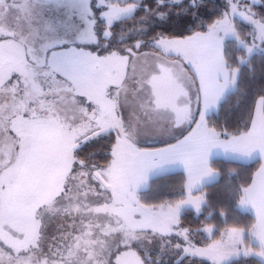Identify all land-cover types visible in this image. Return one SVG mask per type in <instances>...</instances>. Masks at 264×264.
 Wrapping results in <instances>:
<instances>
[{
  "label": "snow or ice",
  "instance_id": "snow-or-ice-1",
  "mask_svg": "<svg viewBox=\"0 0 264 264\" xmlns=\"http://www.w3.org/2000/svg\"><path fill=\"white\" fill-rule=\"evenodd\" d=\"M55 3L73 20L84 16L83 0ZM97 3L105 47L113 25L126 20L134 22L127 34L142 30L141 38L101 54L87 47L99 41L92 20L69 45L42 38L32 0H0V264H248L250 257L264 264V94L242 131L218 130L208 119L235 87L240 66L264 57V7H256L264 0H223L210 22L200 20L188 35L156 32L147 47L142 36L150 20L166 21L173 9L186 16L203 0H190L191 7L182 0ZM148 128L175 143L139 147L137 137ZM176 130L182 131L173 136ZM105 137L111 142L104 163L95 153L78 154ZM220 152L261 161L251 183L235 191L233 207L255 212L251 227L208 223L229 218L230 209L217 212L204 191L206 181L221 178L210 163ZM176 167L184 173L178 199L139 197L150 173ZM189 208L203 224L185 226ZM46 214L65 217L66 225L45 251ZM205 234L211 242L198 246L195 237ZM146 244H155V256Z\"/></svg>",
  "mask_w": 264,
  "mask_h": 264
},
{
  "label": "trees",
  "instance_id": "trees-1",
  "mask_svg": "<svg viewBox=\"0 0 264 264\" xmlns=\"http://www.w3.org/2000/svg\"><path fill=\"white\" fill-rule=\"evenodd\" d=\"M150 6H154V0H144ZM184 5L191 7L190 2H182ZM200 3V0L197 1ZM223 4V0H203V4L197 8H189L186 16L178 18L175 14V9L169 13V18L166 21L153 22L149 21V29L142 36L145 41V47L149 37L156 32H163L169 35H188L189 31L193 30L200 20L211 21L214 19V8ZM257 8L264 7V4L258 3ZM196 16L193 17L192 13ZM143 15V12L137 13V17ZM133 21H125L123 25L117 23L113 25V34L108 38L107 47L104 46V37L101 36L100 31L104 26H100L97 31L99 37V44L97 48L103 52L111 50L113 47H119L121 43H131L134 39L141 38L138 30L137 33L128 35L127 30L133 27ZM98 29V28H97ZM243 31H248L247 27L242 26ZM124 33L123 38L120 34ZM231 47V45H230ZM264 94V57L257 55L253 57L252 61L241 65L239 69V77L234 88L229 89L223 100L217 105L215 110L209 113L208 119L210 123L214 124L218 130H227L229 133H236L242 131L247 126L248 117L251 113L252 105L257 95ZM111 142V137H105L100 141L90 142L87 146L82 147L78 154L84 158H90V153H95V160L104 163L106 158V146ZM163 144H154L148 146H157ZM210 163L219 170L221 178L209 183L208 187L204 189L209 192L210 199L216 205V211H220L222 207L230 209L227 223L222 219L214 218L208 223L218 225L223 230L225 227L244 226L251 227L255 222V216L250 210H242L233 207L236 202L235 191L239 186H245L251 182L255 171L260 165V160L255 159L251 162H239L226 158H213ZM234 173L235 175H230ZM184 180V173L182 171H175L167 173L163 176L154 177L151 179L147 190L140 191L139 197L147 203H153L161 199H178L181 194V185ZM238 201V198H237ZM233 207V208H232ZM211 209H205L204 214ZM197 214L192 209H186L183 213L185 226L191 224L193 227L198 226L197 223H204V216L199 217V221L194 217ZM217 232L212 238H218ZM199 241V245L209 242L207 235H199L195 237ZM150 255L155 256V251H150ZM257 258H248V264H258ZM163 264H171V261L165 259ZM185 264H188L186 261ZM196 264H206V262L196 261ZM233 264H240L239 261L234 260Z\"/></svg>",
  "mask_w": 264,
  "mask_h": 264
},
{
  "label": "rangeland",
  "instance_id": "rangeland-1",
  "mask_svg": "<svg viewBox=\"0 0 264 264\" xmlns=\"http://www.w3.org/2000/svg\"><path fill=\"white\" fill-rule=\"evenodd\" d=\"M198 1V0H197ZM98 0H83V12L84 16H77L75 20L69 17L68 10L63 5H58L55 0H32L31 4V20L35 21L40 27V32L42 38L60 40L66 44H72L75 35L80 30V25L85 23V19H90L93 21V29L97 34L100 30V26L105 27V21L101 17L102 6L98 5ZM182 2H190V0H182ZM50 26L51 31L47 32V36H44L45 28ZM98 28V29H97ZM103 30L100 31L101 36H103ZM98 41L95 45H88V50L97 51L99 50L101 54H104L102 50L97 48ZM137 142V141H136ZM137 144H140L137 142ZM244 209V208H240ZM66 225V218L58 214H46L43 217V245L45 251L47 250V245L50 242H54L55 237L64 230ZM233 227V226H232ZM244 227V226H235ZM219 238V237H218ZM212 238V239H218ZM209 240L208 243H210ZM198 245V246H203ZM145 248L150 251H155V244L145 245ZM150 254V253H149Z\"/></svg>",
  "mask_w": 264,
  "mask_h": 264
},
{
  "label": "crops",
  "instance_id": "crops-1",
  "mask_svg": "<svg viewBox=\"0 0 264 264\" xmlns=\"http://www.w3.org/2000/svg\"><path fill=\"white\" fill-rule=\"evenodd\" d=\"M147 49H145L146 51ZM228 92V91H227ZM226 92V93H227ZM226 93L223 95V97L218 101L217 105L223 100V98L225 97ZM217 105L213 108V110H215V108L217 107ZM212 110V111H213ZM210 111V112H212ZM209 112V113H210ZM125 116H127V112H125ZM198 118V117H197ZM193 127H195V125H193ZM182 130H176L175 132L172 133L173 136H175L178 132H181ZM187 131H191V129H188ZM187 131H183V135H187ZM178 138H182V136L178 137ZM137 142H139L140 144H138L139 147L141 148H148V149H152V148H160V147H164L165 144H168V143H175V140H172L169 138L168 135H163V134H153L152 132V129L151 128H148L146 129L142 134H140L138 137H137ZM154 145V144H163V145H157V146H148V145ZM218 157H221V158H226V159H230V160H234V161H239V162H251L255 159H257L256 157H253L251 159L247 158L246 156L244 155H238V156H232V155H228V156H225V154L223 152H220V153H214L213 154V158H218ZM261 163V161H260ZM260 167V165H259ZM258 167V169H259ZM257 169V170H258ZM256 170V171H257ZM175 171H182L183 172V169L182 167H176L172 170H170L168 173L170 172H175ZM255 171V173H256ZM254 173V174H255ZM157 174L155 172L153 173H150V179L148 180L147 182V185L146 187L148 188L149 187V184H150V181L152 178L156 177ZM218 178H212V179H209L208 181H206L207 184L209 183H212L214 181H216ZM251 183V182H250ZM141 191H143V189H141ZM199 194V193H197ZM190 209V208H189ZM244 210H250L253 212L254 216H255V212L254 210L252 209H249V208H244Z\"/></svg>",
  "mask_w": 264,
  "mask_h": 264
}]
</instances>
